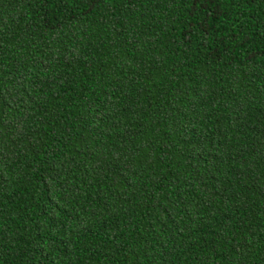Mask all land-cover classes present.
I'll return each instance as SVG.
<instances>
[{
	"label": "trees",
	"instance_id": "trees-1",
	"mask_svg": "<svg viewBox=\"0 0 264 264\" xmlns=\"http://www.w3.org/2000/svg\"><path fill=\"white\" fill-rule=\"evenodd\" d=\"M0 264H264V0H0Z\"/></svg>",
	"mask_w": 264,
	"mask_h": 264
}]
</instances>
